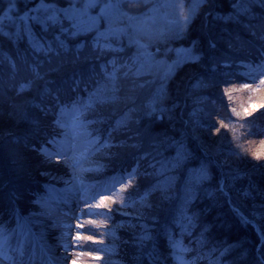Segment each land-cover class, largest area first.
I'll use <instances>...</instances> for the list:
<instances>
[{
    "label": "trees",
    "instance_id": "16d2710c",
    "mask_svg": "<svg viewBox=\"0 0 264 264\" xmlns=\"http://www.w3.org/2000/svg\"><path fill=\"white\" fill-rule=\"evenodd\" d=\"M13 1L14 18L5 19L11 3L0 0V223L4 221L0 228L7 231L8 222L18 223L31 204H39L36 192L47 191L49 182L34 174L35 169L16 174L14 147L48 148V141L59 137L51 131L55 121L66 120L60 117L61 105L68 106V119H73L68 95L85 103L91 93L114 84L115 92L107 93L110 99L94 98L96 102L81 116L91 123L76 140L95 139L99 148L95 153L83 150L79 161L92 160L106 149L104 164L92 171H104L110 184L117 183L111 193H129L127 185L138 186L123 203L129 209L160 195L151 200L162 206L151 222L141 220L139 226L140 220L131 218L127 224L138 244L143 241L147 251L155 247L148 258L164 255L148 264H180L168 253L177 242L186 249L181 253L186 264H264V143L260 144L264 133L254 130L264 126V113L253 117L243 113L240 103L246 94L239 91L254 84L237 73L241 59L253 66L264 63V0H188L192 9L202 12L200 18L186 34L169 38L159 50L184 47L199 59L185 54L161 79L137 73L141 64L149 66L148 59L134 62L130 42L129 46L101 40L100 45L111 47L92 49L95 37L89 38L90 32L68 36L74 30L73 20L47 28L30 22L31 31L46 39L33 44L25 36L21 17L39 3L65 6L69 1ZM138 1L128 0V7ZM61 25L68 31L62 32ZM124 64L131 68L127 74L120 67ZM214 65L221 73L212 69ZM229 69L230 83L225 85L219 77L225 78L222 73ZM108 73H113L114 81ZM126 76H133L130 84ZM230 86L234 91L225 99L221 92ZM202 166L206 177L201 176Z\"/></svg>",
    "mask_w": 264,
    "mask_h": 264
},
{
    "label": "rangeland",
    "instance_id": "374dc122",
    "mask_svg": "<svg viewBox=\"0 0 264 264\" xmlns=\"http://www.w3.org/2000/svg\"><path fill=\"white\" fill-rule=\"evenodd\" d=\"M68 1L69 4L65 6L54 5L59 9L67 8L70 4L81 8L85 3L89 2V0ZM127 1L93 0L95 7L89 8L86 14L79 17V21L73 20L74 23H79L80 30L77 32L74 28L70 33L77 32V34L71 35L69 33L67 35L77 37L85 32H90L91 36L89 38L93 39V37L97 36L98 31H109L111 35H109L108 39L101 37L100 41L111 40L129 46L130 40L139 41L145 47L140 48L136 43H131L130 50L134 56L141 57L138 58L140 62L146 63L145 61L148 59L149 64L145 68L139 66L141 68L139 75L146 79L148 76H144L145 74L153 73L154 78H164L186 54V48L177 47L175 49V47L171 46L168 50H159L160 45L170 40L169 38L175 39L182 34H186L188 26L197 17L200 18L199 15L202 12L192 9L187 2L188 0H139L138 4L133 7L140 10H133L132 6L128 7ZM10 3L11 5L6 12L7 16L4 13L5 19H9L8 17L10 19L14 18L12 12L17 5L14 4L13 0H10ZM107 3L118 4L119 8L107 9L102 12L101 9ZM41 4L39 3L33 7L22 19L24 23L22 25L26 31L25 36L29 37L33 44L40 43L41 37L44 41L46 39L45 36L37 35L31 31L30 22H35L40 28H47L52 24L51 21L47 20L51 10L46 11L40 7ZM43 4L53 3L44 2ZM140 11L142 13L134 15V13H139ZM186 16L191 17L187 23L184 20ZM33 17H36V19H33ZM90 18H95V22ZM2 19H0V24L3 21ZM63 20L69 21L63 13H60L59 22ZM91 44L92 49L97 45L94 42H91ZM157 50L164 51V54H160ZM220 52L221 50L217 49L216 54L218 55ZM128 59L130 58L128 57ZM238 63L240 68L237 73L248 76L254 84L250 88H246V91H239L246 94V97L244 96L245 101H242L243 104L240 103L242 111L244 114L250 113V115H247L252 117L263 114L264 84H261V81L264 80V63H260V67H257L258 64L253 66L246 59H241ZM222 65L229 68V64L223 63ZM250 67L252 69L251 72L248 71ZM212 69L221 73L215 65ZM230 71L229 69L227 73H222L225 74V78L219 77V80L224 81L225 85L230 83H228L229 77L231 78ZM124 79L127 84H130L133 81V76H126ZM232 90L234 91V86H230L226 92H221L223 98L227 99L228 94ZM113 92H115V88ZM68 98V103L70 104L74 98L72 99L70 95H68ZM245 110H247V113ZM70 115L69 111H66L63 116H60L66 119L61 121L67 127L61 128L54 124L51 128L52 134L58 132L57 141H65L62 150L52 143H50L48 148L46 147L49 152L54 153L51 158H46L42 152L31 150L24 146L14 147L15 163H13V169L16 174L24 169H35L34 174L39 173L41 178L49 182H46L48 184L46 185L48 186L46 188L47 191L37 186V188L42 189V191L36 192L38 197H41V200L39 204L35 202L36 204L33 203L28 207L29 211L24 216L26 219L25 226L21 227L23 220L20 219L19 223L21 225L17 226L16 223L8 232L6 239L2 241L0 264H5L4 260L7 261V264H73V262L74 264H148V261L162 260L164 255L161 256L159 254L148 258L155 247H151L150 251H147L146 249H149L148 245H142L143 241L138 244L137 237L135 238L134 233L129 232L127 229V224L130 223L131 218L134 220L139 219V226L142 222H151L153 216L157 215L158 210L162 208L160 203H154L151 200L160 199V195L147 199L132 209L123 206L124 201L130 199L132 190L137 189L138 186L134 184L133 186L127 185L125 190L129 193L126 192L121 195L116 194L115 191L113 193L110 192L117 183L113 182V184H110L104 177V171L101 173L92 171L93 166L104 164V157H107L106 149H103V152L98 151L92 160L85 158V160L79 161L83 150H94L93 153H95V147L98 146H94L95 139H90L83 143L80 139L76 140L77 138L73 135L71 127L73 119H68L71 117ZM215 126L213 121L212 127L214 128ZM254 130L264 133V126ZM65 133H67V137H65ZM83 138L86 140L85 135ZM6 143L9 144V147H13L9 141ZM263 143L264 137L260 140V144L262 145ZM107 151L110 155L111 150ZM66 157L68 158L67 163L65 162ZM79 178L84 181H79ZM21 183L19 181L18 184L22 185ZM94 186L95 188L93 189ZM52 188H58L60 192L63 191L62 195L58 192L54 193L56 200L49 195V191ZM43 193H45L44 196L42 195ZM63 196L66 198L62 199ZM101 196L106 198L104 204L107 207L97 206ZM148 225L146 226V231L149 230ZM123 231L126 232L122 236L121 232ZM77 233L80 234L79 238H77ZM89 236L92 237L91 240L85 239ZM39 240H41L40 245L37 243ZM21 251L24 254L22 255L24 256V262L22 263ZM47 252L53 254L55 260L48 262L45 254ZM168 253L175 256L177 249L172 247L171 253L170 251ZM145 260H147V263Z\"/></svg>",
    "mask_w": 264,
    "mask_h": 264
},
{
    "label": "snow or ice",
    "instance_id": "6c2138e0",
    "mask_svg": "<svg viewBox=\"0 0 264 264\" xmlns=\"http://www.w3.org/2000/svg\"><path fill=\"white\" fill-rule=\"evenodd\" d=\"M40 7L44 8L46 11L51 10V14L47 16V20L51 21L53 24H57V23H59L60 13H63V15L69 20L79 21V17L86 14V12L89 8L95 7V3L93 2V0H89V2L85 3L81 8H77L74 4H70L67 8L59 9V8H56V6L54 4H43V3L40 5ZM116 8H119L118 4L107 3L103 6L101 11L104 12L107 9H116ZM5 15L7 16V13ZM8 18L10 19V17H8ZM21 18L23 19L24 17H21ZM190 18H191L190 16H186L184 18L185 23H187L190 20ZM0 19H2V18H0ZM33 19H36V17H33ZM90 19H92L93 22H95V18H90ZM72 27L75 28L77 30V32L80 30V25L78 22L72 24ZM61 31L66 32V31H68V29L64 28L63 25H61ZM77 32H72L70 34L76 35ZM109 35H111V33L109 31H105V32H99L98 31L97 36L94 38V43H96L97 46H101V47H111V44L100 45V38L104 37L105 39H108ZM130 43H136L138 45V47H140V48L145 47L144 45H141L139 43V41L130 40ZM60 46L61 47L64 46L62 41L60 43ZM194 47H195V42H193V48ZM49 50H51V49H49ZM185 53H186V57L188 59H191V60H198L199 59V56L196 55L192 49H186ZM141 55H143V53H141ZM132 59L135 62L138 59V56H133ZM120 67H122L126 70L125 74H127V72L131 71V68L128 64L121 65ZM141 67H142V65H141ZM115 70H116V66H114V68H113V73L115 72ZM140 70L141 69L138 67L136 69L137 73H139ZM113 73L107 74L109 79L112 81L115 80V76L113 75ZM261 84H264V80L261 81ZM244 87L249 88V87H251V85L245 84ZM114 88H115L114 84H113L112 88H109L107 85H105L103 87V89H98L96 92L91 93L89 95L87 102H85V103H80L79 99L71 101V109L70 110L74 114L71 127H72V131H73L74 136L79 135L80 132L85 128V126L88 123H91V121H88V120H81V116L85 112H87L93 106V104L96 102V100L94 98L98 99L100 102H105L106 100L110 99V97L107 95V93L110 91H113ZM262 107H264V105H262ZM68 110L69 109H68L67 105H61L60 116H63L66 113V111H68ZM233 111H235V109H233ZM245 112L247 113V110H245ZM247 114L250 115V113H247ZM236 115L239 116L240 114L236 113ZM55 123L57 124L58 127H61V128L67 127V125L62 123L60 118H57ZM64 135H65V137H67V133H65ZM48 143L56 144L58 146V148H60L62 150L65 141H57L55 136H53L48 141ZM39 151H41L45 155L46 158H51L54 155V153L49 152V150L44 146H42L39 149ZM65 162L66 163L68 162L67 157L65 158ZM73 166H75V165H73ZM200 172H201L202 177L207 176L206 167L202 166L200 169ZM105 199H106L105 197L101 196L97 206L98 207L99 206L107 207V205L104 204ZM5 231H6L5 229L0 228V233H3ZM79 235L80 234L77 233V238H79ZM3 239L4 238L0 237V247L3 246L2 245ZM85 239L91 240L92 237L89 236V237H86ZM173 247L177 248V250H178L177 253L175 254L176 259L180 262V264H186V262L183 260V256L181 255V253H183L186 249H184L178 242L175 243L173 245ZM20 254L21 255L23 254L22 251L20 252ZM73 264H74V262H73Z\"/></svg>",
    "mask_w": 264,
    "mask_h": 264
},
{
    "label": "bare ground",
    "instance_id": "6f19581e",
    "mask_svg": "<svg viewBox=\"0 0 264 264\" xmlns=\"http://www.w3.org/2000/svg\"><path fill=\"white\" fill-rule=\"evenodd\" d=\"M248 71H249V72H251V71H252L251 67H250V68H248ZM10 222H11V221H10ZM10 222H8V223H10Z\"/></svg>",
    "mask_w": 264,
    "mask_h": 264
}]
</instances>
